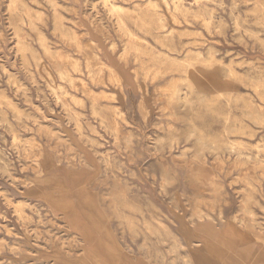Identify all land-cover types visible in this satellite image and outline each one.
Listing matches in <instances>:
<instances>
[{"label":"rangeland","instance_id":"1","mask_svg":"<svg viewBox=\"0 0 264 264\" xmlns=\"http://www.w3.org/2000/svg\"><path fill=\"white\" fill-rule=\"evenodd\" d=\"M0 264H264V0H0Z\"/></svg>","mask_w":264,"mask_h":264},{"label":"bare ground","instance_id":"2","mask_svg":"<svg viewBox=\"0 0 264 264\" xmlns=\"http://www.w3.org/2000/svg\"><path fill=\"white\" fill-rule=\"evenodd\" d=\"M129 10V9H128ZM137 12V11H136ZM172 58V57H171ZM177 60V59H176ZM164 149V148H163ZM164 151V150H163ZM104 156V155H103ZM175 157V156H174ZM116 165V164H115ZM128 205H129V203H128ZM139 227V226H138Z\"/></svg>","mask_w":264,"mask_h":264}]
</instances>
